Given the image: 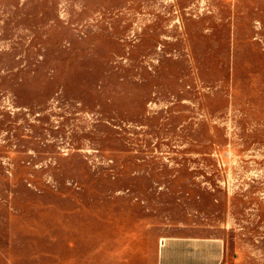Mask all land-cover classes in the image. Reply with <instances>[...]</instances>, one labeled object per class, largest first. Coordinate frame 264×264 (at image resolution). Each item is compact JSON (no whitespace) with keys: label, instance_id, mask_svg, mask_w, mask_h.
<instances>
[{"label":"rangeland","instance_id":"1","mask_svg":"<svg viewBox=\"0 0 264 264\" xmlns=\"http://www.w3.org/2000/svg\"><path fill=\"white\" fill-rule=\"evenodd\" d=\"M185 236L264 264V0H0V264Z\"/></svg>","mask_w":264,"mask_h":264},{"label":"crops","instance_id":"2","mask_svg":"<svg viewBox=\"0 0 264 264\" xmlns=\"http://www.w3.org/2000/svg\"><path fill=\"white\" fill-rule=\"evenodd\" d=\"M225 244L217 237H168L158 248L156 264H222Z\"/></svg>","mask_w":264,"mask_h":264}]
</instances>
